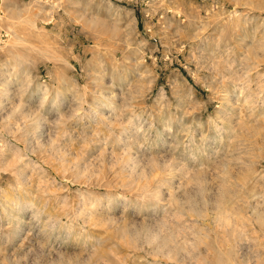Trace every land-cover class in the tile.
Returning <instances> with one entry per match:
<instances>
[{
    "label": "rangeland",
    "instance_id": "obj_1",
    "mask_svg": "<svg viewBox=\"0 0 264 264\" xmlns=\"http://www.w3.org/2000/svg\"><path fill=\"white\" fill-rule=\"evenodd\" d=\"M0 264H264V0H0Z\"/></svg>",
    "mask_w": 264,
    "mask_h": 264
}]
</instances>
